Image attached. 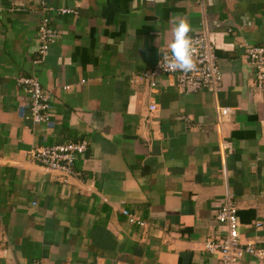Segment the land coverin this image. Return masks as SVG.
I'll list each match as a JSON object with an SVG mask.
<instances>
[{
	"label": "crops",
	"instance_id": "1",
	"mask_svg": "<svg viewBox=\"0 0 264 264\" xmlns=\"http://www.w3.org/2000/svg\"><path fill=\"white\" fill-rule=\"evenodd\" d=\"M197 1L45 0L75 15L46 13L58 38L34 64L43 14L34 0H0V264H220L203 244L223 234L226 194L240 243L264 247V88L242 58L244 45H264V0ZM181 16L191 37L208 34L214 94L139 78L170 52ZM32 76L49 96V127L18 114L27 98L15 80ZM81 140L66 182L27 156Z\"/></svg>",
	"mask_w": 264,
	"mask_h": 264
},
{
	"label": "built area",
	"instance_id": "2",
	"mask_svg": "<svg viewBox=\"0 0 264 264\" xmlns=\"http://www.w3.org/2000/svg\"><path fill=\"white\" fill-rule=\"evenodd\" d=\"M199 7L203 3L197 1ZM38 7L41 13L39 26L37 28V48L35 58L32 60L34 64H39L47 50L58 38L57 31L51 26L49 17L46 13L56 15H75V11L70 8H51L47 7L45 0H38ZM193 44V60L196 65L191 72L184 73L181 71H164L159 67V62H163L164 53L156 62L153 68L142 72L140 80H142L150 90L156 87V81L161 76H171L174 78V86L183 94H193L200 90H206L216 93L219 90L221 72L218 68L217 58L211 47L208 34L203 31L201 34L191 37ZM242 58L245 66L252 70V85L256 90L264 88V45H244L242 50ZM131 82V81H130ZM83 83V80L80 81ZM15 86L20 88L27 98L23 106L18 108V114L25 119H29L32 124H42L47 127L50 125L49 109L50 99L47 93L43 92L38 79L32 77H20L15 80ZM69 86H64L63 90H68ZM157 109L154 103L147 107L149 116ZM219 117L227 116L230 111L226 108H220L217 112ZM177 120L187 122L183 117ZM86 142L68 141L66 143L50 146L33 148L27 152L30 161L45 171L57 174L61 181L66 182L69 178L75 176L73 171L74 162L77 156L82 155L86 150ZM231 195L226 194L225 201L219 207L215 214L216 222L224 228L223 234L216 238H210L204 241L203 249L210 254H218L220 264H239L243 257L253 259L258 264H264V247L253 241L240 243L238 235V223L236 216V208L231 201ZM121 215L124 216L129 224L142 227L144 224L135 216L122 210ZM260 224H255L258 227ZM31 264H39L34 262Z\"/></svg>",
	"mask_w": 264,
	"mask_h": 264
},
{
	"label": "clouds",
	"instance_id": "3",
	"mask_svg": "<svg viewBox=\"0 0 264 264\" xmlns=\"http://www.w3.org/2000/svg\"><path fill=\"white\" fill-rule=\"evenodd\" d=\"M191 24L186 16H181L173 23L172 40L168 48L170 55L163 56V62H159V67L164 71L191 72L196 65L193 60V44L189 35Z\"/></svg>",
	"mask_w": 264,
	"mask_h": 264
},
{
	"label": "water",
	"instance_id": "4",
	"mask_svg": "<svg viewBox=\"0 0 264 264\" xmlns=\"http://www.w3.org/2000/svg\"><path fill=\"white\" fill-rule=\"evenodd\" d=\"M34 6L38 9V0H34Z\"/></svg>",
	"mask_w": 264,
	"mask_h": 264
}]
</instances>
